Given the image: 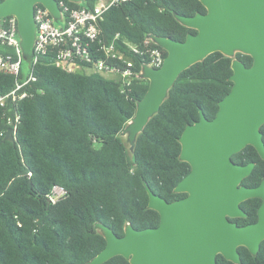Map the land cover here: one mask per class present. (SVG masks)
Returning <instances> with one entry per match:
<instances>
[{"label": "trees", "instance_id": "trees-1", "mask_svg": "<svg viewBox=\"0 0 264 264\" xmlns=\"http://www.w3.org/2000/svg\"><path fill=\"white\" fill-rule=\"evenodd\" d=\"M63 1L72 9L90 10L98 0ZM197 13H205L198 0H126L102 15L99 37L108 44L118 35L114 47L124 53L123 42L142 46L150 36L182 42L196 31L181 25L175 15ZM48 58L38 59L35 81L25 87L29 95L15 105L20 116L15 144L3 141L7 112L0 108V264H85L105 246L96 223L118 237L126 225L136 230L157 227L159 215L147 208L144 183L167 202L185 196L173 192L190 171L179 160L182 131L198 121L199 110L208 120L215 116L218 102L232 87L233 59L246 67L252 63L247 55L229 58L215 52L184 70L128 150L120 135L148 81H133L122 91L116 81L66 72ZM145 59L133 57L138 69ZM107 63L118 65L115 60ZM13 86L12 76L0 74V95ZM260 132L264 142V125ZM231 160L254 163L241 185L256 186L264 179V161L253 147L246 146ZM55 187L64 195L53 204L48 195ZM255 202L241 204L247 219L232 221H254L249 206ZM238 252L242 264H264V241L255 256L243 247ZM216 262L233 264L220 255ZM103 264L129 263L116 256Z\"/></svg>", "mask_w": 264, "mask_h": 264}, {"label": "water", "instance_id": "water-1", "mask_svg": "<svg viewBox=\"0 0 264 264\" xmlns=\"http://www.w3.org/2000/svg\"><path fill=\"white\" fill-rule=\"evenodd\" d=\"M80 3L81 0H67ZM205 13L175 15L183 26L196 31L184 41L150 36L166 56L159 68L142 67L148 81L143 98L136 103L134 117L123 129L131 145L148 120L167 97L168 90L184 70L219 52L234 58L236 53L252 59L249 67L233 59L230 92L218 102L215 116L208 120L201 110L199 119L185 127L178 141L179 160L189 173L175 186L180 200L167 202L144 183L147 208L159 215L155 228L136 230L126 225L121 237L100 223L94 225L104 248L85 264H103L120 256L129 264H218L217 255L233 264H242L239 247L255 256L264 241V179L259 186L241 185L254 163L235 164L231 157L251 146L264 161V0H198ZM41 4L54 19L60 9L54 0H3L0 18L14 16L24 57L34 42V6ZM3 141L15 144L8 128ZM258 198L262 204L255 223L237 225L245 218L241 203Z\"/></svg>", "mask_w": 264, "mask_h": 264}, {"label": "built area", "instance_id": "built-area-1", "mask_svg": "<svg viewBox=\"0 0 264 264\" xmlns=\"http://www.w3.org/2000/svg\"><path fill=\"white\" fill-rule=\"evenodd\" d=\"M54 1L60 9L58 19H54L41 4L34 6L35 34L26 74L22 71L25 57L20 46L17 19L14 16L0 18V74L14 78L13 88L0 95V108H6V122L8 128L12 129L13 138L20 122L15 105L28 97L29 93L25 91V87L35 81L33 68L40 57L49 55L50 63L66 72L98 74L105 79L116 81L122 91L127 90L133 81L145 80L142 78L143 66L156 69L164 59V50L150 37L142 46L123 42L127 53L114 47V41L119 39L118 35H115L110 43H102L98 22L108 9L126 0H98L90 10L72 9L63 0ZM151 43L154 46H151ZM133 57H143L147 61L138 69ZM109 60H115L118 65L107 63ZM63 195L64 191L55 187L48 195V200L54 204Z\"/></svg>", "mask_w": 264, "mask_h": 264}, {"label": "flooded vegetation", "instance_id": "flooded-vegetation-1", "mask_svg": "<svg viewBox=\"0 0 264 264\" xmlns=\"http://www.w3.org/2000/svg\"><path fill=\"white\" fill-rule=\"evenodd\" d=\"M261 183V182H260ZM259 183V184H260ZM259 184L258 185H256V186H245V187H247V188H255V187H257V186H259ZM185 196H186V194H185ZM185 196H183V197H179V198H176L175 200H173V201H176V200H180V199H182V198H184ZM255 200H256V202L255 203H253V204H251L250 206H249V210H251L252 212H254V215H255V220L254 221H252V222H248V223H246V224H250V223H255L256 221H257V219H258V216H257V210L259 209V207L261 206V204H262V200L261 199H258V198H254ZM173 201H171V202H173ZM247 201V200H246ZM245 202V201H244ZM243 203V202H242ZM241 203V204H242ZM242 205H240V207H241ZM242 208V207H241ZM242 210H243V212L246 214V217L245 218H242V219H247L248 218V214L246 213V211L242 208ZM238 219H241V218H238ZM235 222V221H234ZM237 223V222H236ZM246 224H244V225H246ZM237 225H239L238 223H237ZM239 226H241V225H239Z\"/></svg>", "mask_w": 264, "mask_h": 264}, {"label": "rangeland", "instance_id": "rangeland-1", "mask_svg": "<svg viewBox=\"0 0 264 264\" xmlns=\"http://www.w3.org/2000/svg\"><path fill=\"white\" fill-rule=\"evenodd\" d=\"M55 24H56V23H55ZM30 57H31L30 54L26 55V57H25V59H24V61H23L22 71H23L24 74H26L27 69L29 68V64H30V61H29V60H30ZM120 136H121L122 140L124 141V143H125L127 149L130 150L131 147H132V145H131V143H130V141H129V139H128V133L122 131V133H121ZM56 191H58V189H56Z\"/></svg>", "mask_w": 264, "mask_h": 264}]
</instances>
